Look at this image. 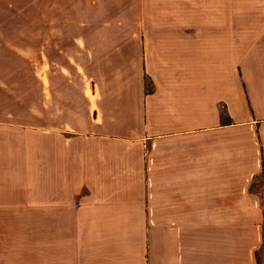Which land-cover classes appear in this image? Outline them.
I'll return each instance as SVG.
<instances>
[{"label":"crops","instance_id":"1","mask_svg":"<svg viewBox=\"0 0 264 264\" xmlns=\"http://www.w3.org/2000/svg\"><path fill=\"white\" fill-rule=\"evenodd\" d=\"M29 13L51 58L31 129L0 43V264H261L262 25L225 29L235 0H0V31Z\"/></svg>","mask_w":264,"mask_h":264},{"label":"rangeland","instance_id":"2","mask_svg":"<svg viewBox=\"0 0 264 264\" xmlns=\"http://www.w3.org/2000/svg\"><path fill=\"white\" fill-rule=\"evenodd\" d=\"M30 10L34 12V8ZM235 10V16H233V14L225 16L222 14L219 15L227 19L230 17L228 24L224 26L225 29L230 28L233 30L232 27L234 25L237 36L245 34L247 38H252V34L255 31L257 32L262 25L260 38L264 42V0H235ZM21 18L25 20L28 29L22 31H0V43L21 48L23 53H27V58H29L28 127L35 129V79L33 69H35V58H39L40 45L42 41H44L45 58H51V48L46 45L47 43L45 40L46 37H50L51 32L35 30L37 16L34 13L25 14V16H21ZM130 28L123 31H101V34L104 38L110 39H116L119 37L127 38L129 39L128 45H130L132 34V30ZM245 28H247V30L242 31V29ZM129 49L131 50L130 46ZM251 58H264V44L254 49ZM262 234L264 236V225L262 227ZM257 255L261 264H264V243L261 244Z\"/></svg>","mask_w":264,"mask_h":264},{"label":"trees","instance_id":"3","mask_svg":"<svg viewBox=\"0 0 264 264\" xmlns=\"http://www.w3.org/2000/svg\"><path fill=\"white\" fill-rule=\"evenodd\" d=\"M224 118V117H223Z\"/></svg>","mask_w":264,"mask_h":264}]
</instances>
